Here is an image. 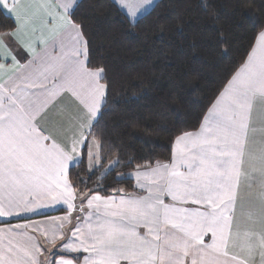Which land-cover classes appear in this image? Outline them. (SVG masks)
Returning a JSON list of instances; mask_svg holds the SVG:
<instances>
[{
	"label": "snow or ice",
	"instance_id": "snow-or-ice-1",
	"mask_svg": "<svg viewBox=\"0 0 264 264\" xmlns=\"http://www.w3.org/2000/svg\"><path fill=\"white\" fill-rule=\"evenodd\" d=\"M75 3L76 0H67L59 6L63 12L53 15L48 0H0V15L13 19L15 25L13 31L0 32V49H6L0 53V60L4 61L0 62V71L6 68L9 58L13 65L18 63L12 50H7L9 40L14 38L34 52L33 43H46V32L52 33L50 47L38 57L34 54L39 62L32 71L19 73L17 80H10V87L0 85V190L9 192V196L0 199V216L28 208L23 196L12 198L11 193L31 194L41 185L54 199L63 198L69 209L73 207L75 193L67 178L68 163L73 158L70 153H75L77 145L87 139L85 129L91 131V121L97 117L105 95V85L100 83L103 69L93 71L80 59L87 56V43L79 25L69 18L68 10ZM260 41L259 53L253 50L242 74L234 78L227 90L224 112L202 127L187 154L181 153L179 165L186 171L179 170L175 157L171 167L157 164L151 178L143 177L148 180L147 196L122 199L119 211L106 212L98 216L94 226H89L87 239L78 237V245H66L72 251L82 248L88 252L85 264H187L189 256L191 264H228L219 257L229 256L251 114L258 100L264 102V33ZM50 75L59 76L60 84L53 83L49 88ZM83 82L90 88L87 100L80 98L73 87L77 83L83 86ZM61 91L80 98L85 109L73 132L70 151L68 145L57 143L51 133L45 134L46 130L36 123L41 109ZM140 179L137 173L138 182ZM165 196L175 203L166 204ZM101 201L95 195L88 200L89 207ZM188 202L205 205L207 210L190 211L178 206ZM103 203L111 207L107 201ZM140 228L146 231L141 234ZM209 232L212 243L205 246L204 236ZM253 236L264 249V234L245 231L243 238L249 252ZM261 257L264 264V251ZM231 260L248 264L235 255ZM59 264L73 262L61 260Z\"/></svg>",
	"mask_w": 264,
	"mask_h": 264
},
{
	"label": "trees",
	"instance_id": "trees-1",
	"mask_svg": "<svg viewBox=\"0 0 264 264\" xmlns=\"http://www.w3.org/2000/svg\"><path fill=\"white\" fill-rule=\"evenodd\" d=\"M71 18L106 96L91 130L102 166L90 171L84 149L70 180L113 196L134 190L129 173L171 161L176 139L200 129L264 31V0H158L135 22L113 0H80ZM14 27L0 15V32Z\"/></svg>",
	"mask_w": 264,
	"mask_h": 264
},
{
	"label": "crops",
	"instance_id": "crops-1",
	"mask_svg": "<svg viewBox=\"0 0 264 264\" xmlns=\"http://www.w3.org/2000/svg\"><path fill=\"white\" fill-rule=\"evenodd\" d=\"M79 1L80 0H76L73 7L68 10L70 19H72L71 13ZM113 1L132 22L137 21L150 11L149 4L146 0H140L141 2H139V0H131L130 6H128L124 0ZM48 2L51 5L49 11H51L53 15H56L59 12H63V8L59 6L67 2V0H48ZM152 3V6H154L156 2L152 1ZM130 15L134 17L135 20H133ZM58 31L62 32L63 29H58ZM80 31L83 41L86 42L81 28ZM262 33H264V31L258 36L250 55L253 53V50L259 53L261 47L260 36ZM51 35L52 33L46 32V43L34 42L32 45L34 52H30L14 38L9 40V49L7 50H12V55L16 57L18 63L13 65L9 58L6 68L0 71V85L10 87V80H17L19 73L32 71L33 67L39 62L38 59H34V54L38 57L42 55L45 48L50 47L52 42ZM4 51H6V49H0V53ZM249 56L244 65L238 70L208 111L200 129L195 132H190V136L181 135L178 137L174 143L171 161L158 164H167L171 167L175 157L179 170L186 171L183 166L179 165L181 153L187 154L193 141L201 133L202 127L206 126L224 112L227 105L225 99L227 90L232 85L234 78L237 77L238 74H242V70L248 63ZM80 59L88 66L87 56L86 58L81 56ZM0 62L4 61L0 60ZM91 70L95 71L97 69ZM101 76L103 78V72ZM102 78L100 79V83L105 85L102 82ZM60 82L61 78L59 76L53 78L50 75L48 87L51 88L53 83L60 84ZM21 87H24V85L21 84ZM73 87H75L76 91L80 94V98L89 99L90 88L86 82H83V86H81V83H77L73 85ZM28 91L40 90L28 89ZM64 96H66V98ZM105 96L106 86L105 95L101 99L100 107L104 104ZM80 98L74 96L69 91H61L58 96L51 98L49 103L42 108L37 115L36 123L39 127L46 130L45 134L51 133L55 137L56 142L62 146L68 145L69 151L73 132L76 130L81 117L85 113L84 106L80 103ZM256 110L262 112L263 117H256ZM100 113L101 111L99 110L97 117L91 121L92 125L97 121ZM257 128H259L258 131L261 130V132L264 128V102L259 100L252 110L251 124L244 147L242 175L237 191L235 219L232 225L233 237L227 249L229 256L219 257L220 260L228 261V264H236V262L231 260V256L233 255L237 256L240 260L248 261V264H262L261 252L264 251V249L260 248L258 238L256 236L252 237L251 252L245 247V240L243 238V233L245 231L264 234V136L262 135L263 133L257 132ZM256 132L261 134L262 137H260V135L256 136ZM90 133L91 131L89 132L85 129V136L87 139L83 144L77 145V151L75 153H70L73 158L68 163L67 178L75 193V198L72 200L73 207L71 209H69L68 204L65 203L63 198L54 199L53 195L49 194V190L44 185L33 189L31 194L22 191L11 193L12 198H20L23 196L28 202V208L25 210L21 207L18 212L0 216V264H33V262H35V264H59L61 260H71L73 264H85L90 254L85 252L82 248L77 251H72L70 248L66 247V245H78L80 242L78 237L87 239L89 226H94L96 224L98 216H102L106 212L119 211V205L122 199L128 200L130 198H140L148 195V180L143 177L148 176L151 178L152 170L156 168L157 164L140 167L126 176L134 182V190L132 192H123L113 196H102L97 193L89 194L87 192H79L74 187L70 180V171L83 161L84 149H87L88 158L89 141L87 140L91 137ZM181 137H184V139H181ZM47 143H51V141ZM250 146L251 149L248 150ZM137 173L141 176L139 182L137 180ZM140 185H145V187H141ZM59 191H61V189H55V192ZM95 195H99L102 201L94 202L92 206L89 207L88 200L92 199ZM7 196H9L7 189L0 190V199ZM163 199L166 204L175 203L170 197L165 196ZM103 201L110 203L111 207H106ZM178 206L187 208L190 211L207 210V206L193 204L191 202L179 204ZM77 229H80V232H77ZM138 231L143 234L146 230L140 228ZM82 233L84 234L83 237L81 236ZM237 233L240 235L237 236ZM211 243L212 234L209 232L204 236V245L206 246ZM212 255H215V253H212ZM187 264H191V256L187 258Z\"/></svg>",
	"mask_w": 264,
	"mask_h": 264
},
{
	"label": "rangeland",
	"instance_id": "rangeland-1",
	"mask_svg": "<svg viewBox=\"0 0 264 264\" xmlns=\"http://www.w3.org/2000/svg\"><path fill=\"white\" fill-rule=\"evenodd\" d=\"M152 1L156 2V3L158 2V0H150V2H147L149 4V9L150 10L153 8ZM124 2H126L128 4V6L131 5V0H124ZM139 2H141V1L139 0ZM156 3H154V5ZM144 6H146V5H144ZM130 17L133 20H135V18L132 17L131 15H130ZM64 97L66 98V96H64ZM101 109H102V107H100V111H101ZM259 116L263 117V114H262V112H259L258 110H256V117H259ZM260 123L262 125L261 121H260ZM258 129L259 128L256 129L257 132L258 133H263L262 135L264 136V128L262 129V132H261V130L258 131ZM257 132H256V136L260 135V137H262V135L258 134ZM90 136H91V133H90ZM256 138H258V137H256ZM87 141H89V150H88V158H87L88 168L90 169V171H95V170L99 169L102 166V161H101V156H100V144L97 141V139H95L92 136ZM249 149H251V146L248 148V150ZM116 162L117 161H113L107 167H105L104 170H103V174H106L108 171L113 169V167L115 166Z\"/></svg>",
	"mask_w": 264,
	"mask_h": 264
}]
</instances>
